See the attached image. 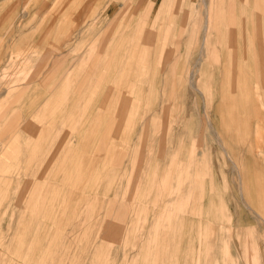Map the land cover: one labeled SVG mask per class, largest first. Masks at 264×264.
<instances>
[{"label":"rangeland","instance_id":"374dc122","mask_svg":"<svg viewBox=\"0 0 264 264\" xmlns=\"http://www.w3.org/2000/svg\"><path fill=\"white\" fill-rule=\"evenodd\" d=\"M235 248L264 264V0H0V264Z\"/></svg>","mask_w":264,"mask_h":264},{"label":"crops","instance_id":"0c3cea01","mask_svg":"<svg viewBox=\"0 0 264 264\" xmlns=\"http://www.w3.org/2000/svg\"><path fill=\"white\" fill-rule=\"evenodd\" d=\"M233 246H236L233 244ZM234 252L231 250L229 254V258H223L220 260L219 258L217 260L209 261L207 260V264H246L245 258L242 257V254L238 252V249H233Z\"/></svg>","mask_w":264,"mask_h":264}]
</instances>
